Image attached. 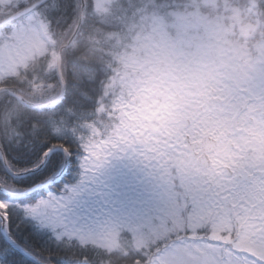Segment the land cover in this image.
I'll return each mask as SVG.
<instances>
[{"label": "clouds", "instance_id": "obj_1", "mask_svg": "<svg viewBox=\"0 0 264 264\" xmlns=\"http://www.w3.org/2000/svg\"><path fill=\"white\" fill-rule=\"evenodd\" d=\"M102 43L110 126L127 151L173 170L181 195L234 165L264 170V12L234 0H128Z\"/></svg>", "mask_w": 264, "mask_h": 264}, {"label": "trees", "instance_id": "obj_2", "mask_svg": "<svg viewBox=\"0 0 264 264\" xmlns=\"http://www.w3.org/2000/svg\"><path fill=\"white\" fill-rule=\"evenodd\" d=\"M35 1L2 2L0 21ZM234 3L238 10L264 12V0H234ZM80 5V0H48L37 7L34 12L40 14L52 35L50 44L44 53L0 81V87L7 88L0 94V148L8 166L15 172H22L37 167L49 149L62 147L68 153V167L58 183L20 198L0 192V211L5 215L3 210L8 209L5 230L23 249L46 264H156L168 254V245L161 244L152 235L148 236L146 245L139 246L131 232L123 230L118 235L117 246L110 250L94 243L82 244L76 238H58L53 230L40 228L28 210L50 193L66 194L67 188L77 186L83 160L94 145L110 138L114 131L105 112L110 98L104 91L107 77L104 61L108 57L102 39L119 31L128 14V0H112L102 15L93 13V0H85L77 35L61 51L65 91L57 105L31 107L10 94L15 91L35 104L48 103L58 97L61 85L56 70L57 54L69 39ZM23 20H15L0 32H7ZM98 40L101 43H97ZM44 160L42 169L20 177L7 175L0 160V184L10 192L23 193L54 179L64 163L62 153L54 152ZM202 234L209 239L206 230ZM0 264L34 263L14 249L0 233Z\"/></svg>", "mask_w": 264, "mask_h": 264}, {"label": "rangeland", "instance_id": "obj_3", "mask_svg": "<svg viewBox=\"0 0 264 264\" xmlns=\"http://www.w3.org/2000/svg\"><path fill=\"white\" fill-rule=\"evenodd\" d=\"M4 1L11 0H0V6ZM111 1L93 0V13L102 15ZM72 33L73 29L69 36ZM50 37L36 12L0 32V81L44 53ZM128 143L114 129L83 160L77 186L67 188L66 194L50 193L29 207L40 228L53 230L58 238H76L110 250L123 230L131 232L139 246L146 245L152 235L168 245V254L156 264H264V192L250 194L243 183L246 195L234 189L238 186L235 175L253 177L256 186L261 179L256 173L264 170L234 165L233 177L222 174L212 187L185 196L173 170L158 171L149 155L127 151ZM147 153L163 155L152 148ZM203 230L209 239L202 237ZM186 246L195 248L197 255Z\"/></svg>", "mask_w": 264, "mask_h": 264}, {"label": "water", "instance_id": "obj_4", "mask_svg": "<svg viewBox=\"0 0 264 264\" xmlns=\"http://www.w3.org/2000/svg\"><path fill=\"white\" fill-rule=\"evenodd\" d=\"M47 0H38L35 3H33L32 5L18 11L17 13L7 17L6 19H4L3 21L0 22V27L4 26L5 24L18 19L28 13H30L31 11H33L36 7H38L39 5H41L42 3H44ZM83 3V0H81ZM84 9V5L81 6V10H80V15H79V20L77 22V25L75 26V29L72 33V35L70 36L69 40L66 43V46H68L74 39L77 29L82 21V12ZM64 48V46L61 47L60 51L57 54V64H56V69H57V76L61 85V90L60 93L58 95V97L56 99H54L51 102L48 103H44V104H35V103H31L29 101H27L26 99H24L22 96H20L19 94H17L16 92H12V96L15 97L17 100H19L21 103L31 106V107H39V108H48V107H54L55 105H57L63 98L64 95V91H65V81L62 77V73H61V50ZM6 90V88H0V93L4 92ZM54 152H61L63 157H64V163H63V167L61 169V171L58 173V175L50 180L49 182L45 183V184H39L35 187H33L32 189H30L29 191H27L26 193H20V194H13L10 193L9 191L5 190L1 185H0V192L4 193L5 195H9L11 197L14 198H18V197H22L23 194H29L32 193L38 189L44 188L47 185L51 184L54 181H58L63 174L65 173L66 169H67V165H68V153L67 151L62 148V147H54L52 149H49L48 151H46L43 154V160L41 161V163L32 169L26 170V171H22V172H14L7 164L6 159L4 157V155L2 154L1 148H0V160L1 163L6 171V173L10 176V177H20V176H24L30 173H34L39 171L40 169H42V167L45 164V158L47 156H49L50 154L54 153ZM228 175H232V172L230 171L228 173ZM261 176L264 177V172L261 173ZM0 220H1V226H0V233L2 235V237L14 248L16 249L18 252H20L23 256H25L26 258H28L29 260H31L34 264H46V263H42L40 262L36 257H34L32 254H30L29 252H27L25 249H23L19 244H17L6 232L5 230V224H6V218L5 216L0 212Z\"/></svg>", "mask_w": 264, "mask_h": 264}, {"label": "flooded vegetation", "instance_id": "obj_5", "mask_svg": "<svg viewBox=\"0 0 264 264\" xmlns=\"http://www.w3.org/2000/svg\"><path fill=\"white\" fill-rule=\"evenodd\" d=\"M256 174H259V173H256ZM256 174L254 173V175ZM233 175H234V172H233ZM233 175L231 177H233ZM235 180L239 184L243 182V184L245 185L243 188L247 190L250 194L261 195L262 192H264V178L258 179L256 186L252 184V182L254 181L253 177H244V176L241 177L239 175H235Z\"/></svg>", "mask_w": 264, "mask_h": 264}, {"label": "snow or ice", "instance_id": "obj_6", "mask_svg": "<svg viewBox=\"0 0 264 264\" xmlns=\"http://www.w3.org/2000/svg\"><path fill=\"white\" fill-rule=\"evenodd\" d=\"M3 211H4V213H5V218H7V217H8V209L5 208Z\"/></svg>", "mask_w": 264, "mask_h": 264}]
</instances>
